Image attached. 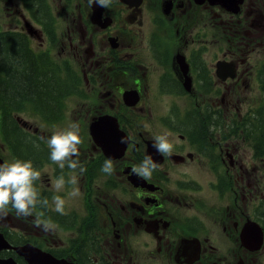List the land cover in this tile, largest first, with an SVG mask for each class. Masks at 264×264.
Masks as SVG:
<instances>
[{
	"label": "flooded vegetation",
	"instance_id": "flooded-vegetation-1",
	"mask_svg": "<svg viewBox=\"0 0 264 264\" xmlns=\"http://www.w3.org/2000/svg\"><path fill=\"white\" fill-rule=\"evenodd\" d=\"M22 1L12 0L11 5L9 0H0V7L8 10L7 21L29 23L38 20L51 26L49 33H35L29 39L36 56L43 52V56L53 59L56 55L49 46L52 42H59L64 54L69 49H75L78 52L79 63L87 67L83 70L85 76L92 81L83 87L82 107L86 110L87 116L90 113L91 118L106 113L115 115L121 130L119 133L129 139L122 157L113 160L114 171L110 175L101 171L106 156L97 144L91 145V148L79 146V163L86 171L81 174L77 169L73 173L67 166L64 168L67 172L62 191L65 214L55 212L49 198L50 215L42 217L50 218L55 225L54 230L44 232L34 226L33 221L38 216L35 213L40 207L37 206L32 216L14 217L11 229L6 231L9 243L13 247H35L49 256L53 264H188L177 262L175 256L182 241L189 238L196 239V245L201 248L200 257L191 264L238 262L261 264L256 253L264 249L249 250L242 245L240 234L246 222L252 218L251 214L259 212L257 206L253 207V200L260 201L264 196L263 168L259 164L249 166V154L254 155V151L252 153L248 146L250 139L248 135L236 137L209 135L211 128L216 130V124L236 125L237 120L203 121L205 128L202 134H197L195 139L190 136L194 139L192 151L183 153L188 148L185 144L173 146L171 155H162V161L157 163L158 167L153 171L151 178H143L146 181L145 185L134 186L128 178V175L132 174L133 166L139 165L147 155L152 138L145 129L132 124L134 121L132 109L142 104L146 108L149 107L142 91L143 80L146 79L139 80L137 72L147 71L145 61L152 57L162 65L165 72L172 75L178 73L179 76L182 74L178 63L174 62L173 55L161 47L156 29V21L165 11V4L171 1V11L177 13L178 21L185 25L186 30L197 23V26L200 25L203 11L207 12V19L214 25L226 28L225 21H231L235 23V27L230 29L233 30L231 33L234 36L246 37L242 44L238 42L235 45L233 55L231 53L234 45H231L228 51L223 52V57L218 59L233 61L237 72L235 80H218L225 85L222 102L214 103L217 101L215 99L212 104H196L201 111L204 109L215 113L229 111V115H224L232 117L240 114V109L238 110L235 98H228V93L236 92L234 86L240 87L242 81L247 82L251 64L258 65L253 61L252 52L248 49L253 41L247 36L249 31L243 27L249 24L245 6L251 7L250 0H244L237 14L218 4L212 5L209 2L199 4L195 0H140L139 3L137 0H111L110 5L103 8V23L100 24L91 22L93 11L89 6V0H40L42 7L32 9L27 14L19 10ZM254 1L257 5L255 12L258 16L257 24L264 27V0ZM67 2L72 7L67 8L65 6ZM51 8L63 15L71 16L73 23L64 19H53L49 14ZM213 11L215 17L208 14ZM108 18L112 23L102 26L108 23L106 22ZM58 25H61V28H58ZM249 26H252L251 20ZM110 37L118 40L119 48L112 47ZM259 37L263 35L257 33L254 40L257 41ZM156 48L159 50L155 51ZM145 51L148 53L146 56L142 55ZM158 57H162L164 62ZM167 59L171 62L172 73L165 63ZM212 70L213 73L207 70L204 77L210 74L209 76L214 78L216 68ZM227 85L233 87L228 93ZM132 87L138 88L143 98L134 108L127 104L123 97L124 92L132 90ZM215 90L220 94V87H215ZM68 101L59 106L66 112ZM35 107L40 110L39 105L35 104ZM64 121L60 118L55 125ZM79 126L82 129L83 125ZM179 137L186 138L184 134H180ZM47 139H44V148H48ZM233 139L234 143L231 142ZM40 140L41 136H35V141ZM206 140L211 145H208ZM36 145L38 144L36 143L33 149L42 148ZM35 153L27 151L26 160H31L34 166H39V171L46 162L54 165L56 169V164L51 160H44L38 165L34 159ZM178 155L182 158L176 160ZM189 162L199 165V175L193 179V183L173 182L170 186L169 167ZM249 169L255 170L258 185L255 179L250 183ZM73 174L78 176L77 186L81 193L75 198L69 195L73 186L67 184V180ZM204 174L212 176L207 183ZM44 180L48 181L49 178L45 177ZM49 193L52 194V186L49 187ZM220 203L223 205L220 206ZM259 207L264 209V203ZM260 218L264 221V211L260 213ZM4 227L2 220L0 229ZM15 251L14 249L1 251L0 258H15L17 264L50 263L42 257H35L26 252L25 257L20 254L21 252ZM228 255H233L234 260L227 257Z\"/></svg>",
	"mask_w": 264,
	"mask_h": 264
},
{
	"label": "rangeland",
	"instance_id": "rangeland-1",
	"mask_svg": "<svg viewBox=\"0 0 264 264\" xmlns=\"http://www.w3.org/2000/svg\"><path fill=\"white\" fill-rule=\"evenodd\" d=\"M9 2L11 5L13 4L12 0H9ZM250 2L252 3L251 7L245 6L246 8L245 10H246L247 16H249V24H250V20L252 21V26H249L248 24L246 27V25H243V23H241V25H243V27L247 31H249L247 32L249 34L247 36L251 38V41H254V39L257 36V33H259L260 36L263 35V37H259L257 39V42H260V44H263L264 43V27L262 25L257 24L256 18H258V16L255 15L256 14L255 12L257 11V5L255 1L250 0ZM248 3L249 1L246 4ZM35 5L38 6V4H35ZM32 6L36 9V7L34 6V3H32ZM32 9H30V11ZM52 9L54 8H51L49 12ZM19 10L21 9L19 8ZM216 11L219 12L218 10ZM214 12L215 11L209 12L208 14L212 15V17H215L216 15L213 14ZM206 14L207 12L202 11L200 25L197 26L198 24L197 23L196 25L192 27H188L186 34H185L183 45L180 50L181 53L185 54L187 58L191 57V59H189L188 62L194 65L193 71L191 72L190 70V74L193 78V84H194V91L192 94H188L183 90L181 79L178 73H176L175 75H172V74L165 72L162 65L152 57H148L147 61H145L146 65L148 66V70L137 72V77L139 80L144 78L148 82L147 91L150 97L149 99L151 102V108L148 109L144 106V104H142V106L136 109H132V114H133V119H134V121H132V124L134 125L136 124L142 127L153 138L155 137L153 133L155 135L167 133L169 135V141L170 143H172L173 146L179 147L180 145H183V144L188 146V148L185 149L183 153L192 151L191 146L194 142V139L196 138L195 135H194V139L190 137L188 133L189 125L187 123L188 122L187 118L190 113H193L195 111H201L196 106V104L200 103L202 105L203 104L208 105V104H211L213 100L215 99L217 100L215 103H218V102H221V98L224 97L223 87L225 85H223L221 82H219L212 76L210 77L212 84L209 85V82L203 80L204 73L207 70H209L210 73H213L212 68L214 69L215 62L218 59L223 57L222 56L223 52L228 51L230 49V46L234 45V47H232V53H231V55H233L235 51V45L238 44V42L239 43L241 42L242 44V41L246 39L245 36H240V35L234 36L231 33V31L233 30H230V29L235 27V23L227 20L225 21L226 28H221L219 27V25L216 26L211 21H209L206 17ZM0 16L4 18L3 20H0V21L5 24V21L7 20L6 17L8 16L7 8L0 7ZM51 17L53 18V16ZM64 20L72 23L73 18L71 16L65 15ZM177 22L179 21L177 20ZM204 22H206L207 24H204ZM40 24H42L45 29L49 27L48 24L46 23H40ZM35 26L37 25L35 24ZM7 27L9 28V26ZM237 27H239V24L237 25ZM58 28H61V25H58ZM14 29L22 30L23 27L15 26ZM166 34L170 37H173L172 35H170L168 31L166 32ZM234 39L237 41H234ZM254 44L255 42L251 44L248 49L251 50L254 47ZM49 46H50L51 51L56 56L57 55H60L62 57L64 56V49L59 42H52L50 43ZM158 50H159L158 48L155 49V51H158ZM167 50L169 51V48ZM252 53H253L252 55H253L254 60H259L261 63L264 62L263 61L264 60V47L259 46L258 50L256 48V50L253 51ZM142 55L144 56L148 55L147 51L142 52ZM167 65L170 68L171 62L167 63ZM73 67L77 69L78 72L80 73L84 84H89V83L91 84L92 81H89L87 79V77L85 76V72L83 71L87 69V67L81 66L79 64H73ZM250 67L251 68L249 72L251 71V69H254L253 66H250ZM258 76L259 74L257 71H255V73L250 72L249 77H248L250 83L248 82V84L247 83L245 84L244 81H242L244 86L242 88L240 87V90L238 92L228 93L229 90H231L233 87H230L229 85H227L228 98L233 97L236 99L238 110L240 109L239 111L240 115L246 114V112H249L252 114L253 111L257 109L259 106H261V104L263 103V92H262V87H261V83L259 82ZM215 87H220L221 91L219 95L217 94ZM27 103L28 102H26L20 108L10 109L11 113L9 110L5 111V115L7 114L9 116L15 115ZM232 109H235V108H232ZM148 112L151 113L150 119L144 118L145 115L148 114ZM209 112L211 111H207L206 109H204L205 116H207ZM211 113L213 114V111ZM225 114L229 115L230 113L229 111H227L225 112ZM22 116L26 119H29L25 115H22ZM59 116L65 121L60 124L53 125V126H51V124L48 122H36V124L33 127H31V131H23L24 135L26 136L25 146L29 148V146L27 145V141L28 143L36 144L34 142L35 134L33 132L35 130H40L42 137L49 138L54 131L63 130L67 128L70 123L75 122V123H78L79 125H83L87 123L89 119L91 118L92 114L90 113L87 116L86 110L82 107L80 98H72L68 101V113L64 111L62 108H60ZM211 118H212V115H211ZM239 118L240 117H237V120ZM2 119L3 117L0 114V121ZM229 132H230V129L227 126L222 127L218 135L235 136V137L237 136L236 133L229 134ZM180 134H184L186 138L181 139L179 137ZM2 135L3 133L0 127V142L2 144V150H3V153L8 156L9 155L8 148L3 143ZM238 135L239 136L245 135L244 131L239 130ZM80 136L84 138L87 137L86 130L84 127L80 129ZM234 141L235 139L231 140V142L233 143ZM248 142H249L248 146L250 148V151H252L253 153V150L250 146L251 145L250 140H248ZM151 145H152L151 146L152 149L157 153L156 149L153 147L154 143H152ZM84 146L91 148V146L88 144L87 141L84 143ZM249 148H248V153H249ZM49 156L50 154L48 152H45L44 150H39L34 154V159L36 163L40 165L44 160H50ZM255 158L256 159L254 160L252 158L251 153L249 154V159H248L249 166L250 167L251 165L258 166L259 164V166L263 168L262 175H264V157L262 156L260 160H258L257 157ZM253 162H258V163L252 164ZM55 168L56 169H54V165L50 164L49 162H46L42 166V170H40L41 177H42V179L40 180L41 189L44 192V196L48 199L51 198V201H52L53 195H60L62 198L64 196V192H62L64 191V188L60 192H55L53 189V182L57 179L56 176L60 177L61 175H63L64 178L67 177V172L65 169H60L58 165H56ZM198 168H199V165L195 162H189L183 165H173L169 167L168 172L170 175V181H169L170 186H171V183L173 182L174 183H184V184L193 183V179L199 175ZM248 173H249L250 183H253L255 177L257 176L255 175V170L249 169ZM46 174H48L52 178L51 179L52 194L49 193L47 184L44 181V178L47 176ZM203 176L206 180V183L209 180V178H212V176L208 174H204ZM35 184L37 183L35 182ZM257 185H258V182H257ZM191 193L192 191H190V194ZM72 198H75V197H72ZM262 203H264V196L260 198V201L253 200V207L255 208V206H257V208H259V206ZM219 205L222 206L223 203H220ZM49 208H50V204L48 208L39 207V210L36 214L39 215L41 212H43L44 213L43 216H49L50 214ZM258 213L259 212L252 213L251 214L252 218L257 220L256 217ZM40 218L44 219L42 217ZM15 221L17 222V220ZM260 223L263 225L262 222ZM256 254L261 260V264H263L264 250L261 251L260 253L257 252ZM227 257H229L231 260H234L235 258L233 255H228Z\"/></svg>",
	"mask_w": 264,
	"mask_h": 264
},
{
	"label": "trees",
	"instance_id": "trees-1",
	"mask_svg": "<svg viewBox=\"0 0 264 264\" xmlns=\"http://www.w3.org/2000/svg\"><path fill=\"white\" fill-rule=\"evenodd\" d=\"M27 1L33 9L35 8L32 3L36 9L42 7L40 0ZM22 36L24 35L16 32H0V114L5 120L3 121L5 135L9 138L8 143L14 153L19 151V143L22 147H26L24 129L16 122V114L26 112L39 116L43 122L54 123L61 118L59 106L62 102L78 92V79L73 69L59 60L57 63L52 61L48 56H43L44 53L36 56ZM259 78L263 103L243 119L249 124L247 134L250 136V143L256 148L255 154L261 158L264 157V67L259 73ZM203 80L205 81L204 77ZM26 102H28L26 105H29L27 107L25 105V108L20 110L32 108L33 111H18L13 116L5 115V111L9 110L11 113L10 109L20 108ZM35 104L40 106V110L35 107ZM209 118L215 120L214 115ZM187 119L189 135L194 138V135L202 134L205 124L201 117L194 113ZM206 142L208 144L207 140ZM27 145L29 146L27 151L30 153L43 150L42 148L33 149L35 144L28 141Z\"/></svg>",
	"mask_w": 264,
	"mask_h": 264
},
{
	"label": "clouds",
	"instance_id": "clouds-1",
	"mask_svg": "<svg viewBox=\"0 0 264 264\" xmlns=\"http://www.w3.org/2000/svg\"><path fill=\"white\" fill-rule=\"evenodd\" d=\"M94 0H89L92 4ZM102 7L110 5L111 0H95ZM41 139H44L41 137ZM128 137H123L121 143H126ZM80 136V126L78 123H70L63 130H56L47 139L46 143L50 150L49 159L52 163L58 165L60 169L65 166L71 169L73 173L79 169L82 174L86 169L79 163V146L82 144ZM38 147V145H36ZM157 153L161 155H171L173 145L169 141L167 133L156 135L154 137V145ZM74 157L76 159H74ZM158 167L152 156L146 155L143 161L136 166H133L132 172L144 179H150L153 171ZM101 171L106 174H112L114 171V163L112 159L106 158ZM42 179L41 172L36 169L31 160L15 159L13 162L0 163V221L8 216V209L15 210L17 217H29L33 215V211L40 206L41 208L49 207L48 198H42L35 182ZM65 178L61 175L53 182L55 192H60L65 186ZM67 184L72 185L70 196L76 197L81 195L78 185V176L73 174L67 180ZM52 205L54 211L63 215L65 200L60 195H53ZM43 212L33 221L34 226L40 228L44 232L53 231L55 225L50 218L41 219Z\"/></svg>",
	"mask_w": 264,
	"mask_h": 264
},
{
	"label": "water",
	"instance_id": "water-1",
	"mask_svg": "<svg viewBox=\"0 0 264 264\" xmlns=\"http://www.w3.org/2000/svg\"><path fill=\"white\" fill-rule=\"evenodd\" d=\"M195 1L199 4H204L205 2H209L212 5L218 4V5L226 8V10H228L229 12L234 13V14H237L240 12L241 5L244 3V0H224V3H223V0H195ZM228 4H230V5H228ZM170 7H171V4L169 5V8ZM99 10L102 12L101 8ZM176 59L180 63L181 69H182V72L184 75L183 85L187 91H192V89H193L192 77H190L188 74V71H189L188 68L189 67H188L187 63L185 62V58L182 55L178 54V55H176ZM218 62H219L218 76L222 77L223 79H226L228 76H230L232 78L235 77V70L236 69H235L234 63L232 61L223 60V61H218ZM220 64L224 65L225 69L222 68L220 66ZM126 98H127V102L130 104H132V103L134 104L137 100H139V97L137 94H133L132 96H126ZM107 130H112V132L116 133L115 135H113V133L111 132V134L116 137V139L114 141L118 146L117 152L115 154L111 153L108 150V146L111 144V142L107 141L105 138L107 133H103L104 131H107ZM91 133H92L95 141L100 146L103 147V149L105 150V152L108 156H110V157H121V155L124 152L126 143H121L122 137L118 134L119 132L117 130L116 125L102 126L99 124V122H94L92 125ZM152 143H154L153 140L150 141V148L148 149V155H150V152L154 151L151 147ZM156 155L159 158L158 159L153 158L154 161L156 163L161 162L162 158H163L162 155L159 153H156ZM180 158H182V157H180L178 155V159H176V160H179ZM0 163H2L1 158H0ZM145 184H146V181L140 177V181H138V185H145ZM247 225H248V227L246 229L244 228L242 230V233H241L242 243L245 247H247L248 249H250L252 251L258 250L262 247L263 242H264L263 228L260 226V224H258L257 222H255L253 220H249ZM7 246H8L7 240L4 238V235L2 233H0V250L7 248ZM25 252L30 253L34 256H37L36 254L32 253L30 248H26ZM199 256L200 255H197L196 259L199 258ZM179 257H180V253L177 254L176 260H178V261L180 260L179 262H182V258L178 259ZM193 261H194V257H192V262ZM0 264H15V261L12 258H10L9 260H1L0 259ZM236 264H242V263H236Z\"/></svg>",
	"mask_w": 264,
	"mask_h": 264
},
{
	"label": "bare ground",
	"instance_id": "bare-ground-1",
	"mask_svg": "<svg viewBox=\"0 0 264 264\" xmlns=\"http://www.w3.org/2000/svg\"><path fill=\"white\" fill-rule=\"evenodd\" d=\"M223 3H224V0H223ZM228 5H230V4H228ZM65 6L67 7V8H69V7H72V5L69 3V2H67L66 4H65ZM32 9L31 8V5H30V3L27 1V0H23L21 3H20V5H19V8L21 9L20 11L22 12V13H24V14H27V13H29L30 12V9ZM92 7V11H93V13L97 16V23H103L102 22V17H103V12H101L94 4H91L90 5V8ZM229 7V6H228ZM222 8H224V7H222ZM226 9V8H225ZM49 14H50V16H53V18L55 19V20H60V19H64V16L65 15H63V14H61L59 11H57L56 9H52L50 12H49ZM68 16V15H67ZM106 22H108L109 23V25L112 23V20L110 19V18H108L107 19V21ZM72 23H73V20H72ZM37 26H35L34 28H32V29H30L33 33H37V34H41V33H44V34H47V33H49L50 32V30H51V28H50V25L48 24V28L47 29H45L44 27H43V25L42 24H40V23H37L36 24ZM14 32H16V33H19V34H22V35H26L27 34V32H26V30L23 28L22 30H19V29H14ZM41 53H43V52H41ZM41 53H39V54H41ZM56 57H58V59H63V57L62 56H60V55H57ZM170 61L167 59L166 60V64L167 63H169ZM220 66L222 67V68H224L225 69V66L224 65H222V64H220ZM216 75L214 76V78L216 79V80H220V81H227L228 79H232V77H230V76H228L226 79H223L222 77H220V76H218V68H219V62H217L216 63ZM220 73V72H219ZM210 75V74H209ZM209 75H206L205 77H204V79H205V81H207V82H209V85H211L212 84V81L210 80V76ZM209 76V77H208ZM219 95V94H218ZM223 98V97H222ZM222 98H221V102H222ZM215 100H213V102H214ZM212 102V103H213ZM216 102V101H215ZM214 102V103H215ZM211 103V104H212ZM194 113H197L200 117H201V119H202V121H209V120H212V119H210L209 117H211V115L213 116V114L211 113V112H209L208 113V115L207 116H205V113H204V110H203V112H201V111H195V112H193V113H190V114H194ZM223 114H225V112H222ZM189 114V115H190ZM204 114V115H203ZM209 114H211V115H209ZM249 114V112H246V114H243V115H240V114H235V116L234 117H240V118H243V117H246L247 115ZM2 115V114H1ZM12 116V115H11ZM0 122H3V119L0 121ZM209 125V124H208ZM211 128V127H210ZM215 128H216V130H214L213 128H211L210 129V131H211V134H209V135H212V136H217V134H219V131L221 130V128H222V125L221 124H216V126H215ZM24 131V130H23ZM208 135V136H209ZM210 144V142H208V145ZM150 155L152 156V158H159L157 155H156V153L154 152V151H152V152H150ZM250 220V219H249ZM7 248H9V249H14V250H16L17 252H22V250H23V247H13L10 243H9V241H7ZM34 256V255H33ZM36 257V256H35ZM1 260H9V259H2V258H0ZM15 264H17L16 262H15ZM33 264H36V263H33ZM48 264H52V263H48Z\"/></svg>",
	"mask_w": 264,
	"mask_h": 264
}]
</instances>
